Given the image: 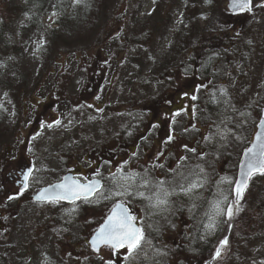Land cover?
I'll return each mask as SVG.
<instances>
[{
	"label": "rangeland",
	"instance_id": "rangeland-1",
	"mask_svg": "<svg viewBox=\"0 0 264 264\" xmlns=\"http://www.w3.org/2000/svg\"><path fill=\"white\" fill-rule=\"evenodd\" d=\"M49 1L41 6L40 16L33 0H0V264H134V260L148 264L152 260L142 251L136 261L131 252L94 254L87 245L118 200L132 210L135 202L148 201L147 209L139 204L137 210L141 214L146 210L158 229L170 231L172 264H204L228 235L232 221L236 178L230 163L243 139L238 129L234 131L233 117L217 113L210 135L204 136L197 125L188 129L186 111L181 119L172 114L161 131L167 135L163 139L167 146L160 147L156 158L148 145L134 155V163L127 154L111 159L109 152L123 149L129 135L128 107L121 104L137 97L136 74L142 70V75H149L161 68L172 58L175 41L185 38L184 33L191 36L192 27L198 28V37L220 31L225 0H175L167 24L159 27L152 43L133 46L119 58L117 42L124 25L117 16L130 9L129 31L135 37L156 21L162 0ZM262 1L253 0V6ZM240 19L247 20L245 46L253 50L255 60L247 86H236L237 62L231 75L223 78L230 89L249 90L243 94L252 97L242 119L247 130L253 119L258 121L264 105V8ZM114 56L119 69L113 77ZM225 85L217 83L215 89L223 91ZM99 91L106 101L104 111L90 110L98 104ZM146 95L147 89L138 93L140 98ZM223 97L217 93L215 100H221L212 104L214 110H222ZM225 148L228 158L220 156ZM30 165L36 166L32 191L53 185L66 174L82 181L96 176L106 186L91 202L71 207L36 204L9 185L11 176ZM251 188L234 217L229 247L217 264H264V197L259 202L262 210L253 211L264 181ZM249 214L260 216L252 231L246 228ZM158 247L163 254L164 247Z\"/></svg>",
	"mask_w": 264,
	"mask_h": 264
},
{
	"label": "trees",
	"instance_id": "trees-1",
	"mask_svg": "<svg viewBox=\"0 0 264 264\" xmlns=\"http://www.w3.org/2000/svg\"><path fill=\"white\" fill-rule=\"evenodd\" d=\"M32 3L37 5V11L35 12L40 14V16L42 14L41 6H44L46 3L50 5V1L47 2V0H33ZM174 5L175 0H162L155 10V15H158L155 17L156 21L149 24L146 30L140 29L139 32H136L137 35H135V37L131 31H129L128 20L132 18L130 9L128 8L122 11L121 14L117 16V19L124 25V28L121 30L122 38H119L118 42V38L114 40V42L116 41L118 43V46H121L118 58L123 57L126 53H130V49L133 46L138 48L151 44L159 27L167 24L170 11ZM222 16L224 20L222 19L223 26L220 27V31L208 32L198 37V28L192 27L191 31H193V33L191 36L184 33L186 35L185 38L183 37L182 40L175 41L177 44H175V47H173V45V48H171L173 49V53H171L172 58L166 61L164 65L158 69L159 71L156 70L157 72L154 71L152 74L142 75V70H140V72L136 74L135 87L138 89L137 97L136 95L130 96L126 102L121 104V107H128V111H126L125 114L128 119L127 128L129 135L124 138L125 142L123 141V149L109 152L111 159L121 157L120 154H122L123 157L127 154V159L131 157L133 161L136 157L132 155L134 153L133 151L136 150L137 153H143L147 145L148 149H150L149 152L153 153L156 158V152L164 144L163 139L167 136L161 133L162 130L158 127V124L164 125L168 117L172 116L173 109H175L177 105L183 103L188 119V129L197 125L204 136L207 133L210 135L212 126L215 124L217 113H221L222 116L226 118L233 117L231 120L235 123L234 131L238 129L243 135V139L241 140L242 144L240 143L241 146L235 158L233 157L230 163L233 175L236 177L237 164L241 151L250 141L256 125V120L253 119L252 122H250V128L246 130L247 124L243 123L242 119L244 118L243 115L245 111L250 109L248 105L252 97L248 95L246 98L243 94L249 90H246L245 87L242 88L241 92L240 90H235V88L230 89L228 87L230 83L225 85V83H228V79L223 77L231 75V68L234 63L237 62L240 65V69L236 86L242 83L247 86L245 83L248 81L250 75L249 70L252 68L255 59L253 50L245 46L247 45L246 39L248 36L247 20L243 22L240 19L242 16L249 15H231L223 8ZM195 36L198 37L197 41L195 44H191L190 40ZM122 39H124V41ZM118 58L115 59V56L113 57L114 67L111 69V75L113 77L119 69ZM132 61L133 59L129 60L130 63H133ZM217 83L225 85L223 91L215 89ZM141 89H147V93L150 92V95L140 98L138 93ZM217 93H223L225 96L220 106L222 110H214L212 108V104L215 105V101L221 100V98L215 100ZM98 102L101 103L99 107H105L106 103L104 97ZM89 109L95 110L96 107L93 105L89 107ZM237 115L242 118H237ZM198 118H200L199 124L196 123V119ZM236 119H238L237 123ZM133 124H135V126H133ZM153 139L155 140L150 144ZM159 140L161 145H158ZM201 150L202 148H200L199 151ZM227 150L228 148L220 150V156L223 157L226 155L225 153ZM226 157L228 158L227 155ZM134 162L135 160L133 163ZM129 163L131 164L132 162ZM259 181H264V175H257L252 178L246 195L249 193L250 188L256 186V183ZM263 197L264 188H261L254 201L253 211H256V213L260 211L261 207L259 202L263 201ZM246 210L249 211L248 208H246ZM248 217H250V214ZM249 219L250 222L247 224L246 228L252 231L253 228L258 227L260 216L256 214Z\"/></svg>",
	"mask_w": 264,
	"mask_h": 264
},
{
	"label": "water",
	"instance_id": "water-1",
	"mask_svg": "<svg viewBox=\"0 0 264 264\" xmlns=\"http://www.w3.org/2000/svg\"><path fill=\"white\" fill-rule=\"evenodd\" d=\"M264 8V3L259 5ZM228 10L231 13H252L251 0H228ZM32 169L29 170L24 178L25 183L28 181ZM264 174V108L261 110V117L256 126V133L253 141L246 148L241 156L236 183L233 187L234 209L236 213L239 204L244 198L245 191L253 175ZM103 183L99 180H93L83 184L73 179L71 175L65 176L60 183L46 187L39 191L34 197L35 202L45 203L58 201L65 204H73L81 200L92 199L101 191ZM139 236L126 207L123 204H117L107 217L104 224L90 239L89 244L93 251L99 252L102 248H119L132 247ZM228 240L225 239L217 250L214 258L207 264H213L220 255Z\"/></svg>",
	"mask_w": 264,
	"mask_h": 264
},
{
	"label": "flooded vegetation",
	"instance_id": "flooded-vegetation-1",
	"mask_svg": "<svg viewBox=\"0 0 264 264\" xmlns=\"http://www.w3.org/2000/svg\"><path fill=\"white\" fill-rule=\"evenodd\" d=\"M24 169L25 168L22 167L15 177L13 176L10 177L9 185L11 186L12 189L14 188H18L20 190L22 189L21 177H22V173L24 172ZM25 192H26L25 194L28 195V198L32 197V188L30 186V183H29V188ZM138 202H135V206H136L135 210H132V208L129 210L131 212V216L133 218L135 225L140 230L139 239L137 243H135V246L133 247L131 252L134 253L135 257H137L136 261H138L139 258L141 257L140 254H138V251H142L144 252L143 255L148 254L150 256L149 258L152 260V261H148V264H172L171 253H173L174 247L168 248L170 246L169 245L170 231L165 229L163 230L158 229V226L157 227L155 226L154 219L153 218L150 219L146 217L147 216L146 210H142V214L137 210L139 204L143 205L142 208L147 209L146 204L148 201H138ZM158 246L164 247L163 254H159L157 252L156 249L157 248L160 249ZM122 250H118V251H122ZM153 252H156L157 254L154 255ZM194 264H198V263H194Z\"/></svg>",
	"mask_w": 264,
	"mask_h": 264
}]
</instances>
